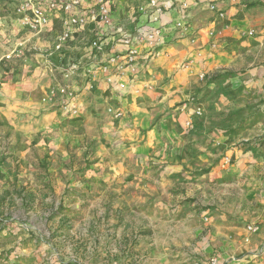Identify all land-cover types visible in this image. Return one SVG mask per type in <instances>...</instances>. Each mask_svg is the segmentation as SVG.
<instances>
[{
  "label": "crops",
  "instance_id": "0c3cea01",
  "mask_svg": "<svg viewBox=\"0 0 264 264\" xmlns=\"http://www.w3.org/2000/svg\"><path fill=\"white\" fill-rule=\"evenodd\" d=\"M18 1L0 0V126L15 133L17 124L12 122L17 120L18 112L34 111L38 107L48 110L45 114L48 129L42 139L36 135H21L19 138L17 135L13 140L28 144L34 141L35 146H44L45 150L40 149L43 155L69 161L73 151L65 149L69 147L65 144L73 146L76 143L79 161L81 157L85 162L90 158L96 161L94 167L97 171L94 173L100 178L95 182L82 178L70 181L79 167L60 164L48 169L56 176L57 183L27 182L21 185L16 181L19 169L0 165V224L9 229L0 232V242L11 233L16 235L12 250L8 249L9 245L0 243V257L9 256L8 260L3 258V264H70L57 252L60 247L48 241L41 245L35 240L28 245L22 241L30 233L23 234L17 228L25 217L16 214L12 205L19 202L23 206L33 204L32 195L26 191L34 190L38 185L43 194L36 200L41 204L43 201L48 205L62 202L70 206L67 202L76 197L75 207L65 214L67 219L74 216L76 224H84L89 217L85 209L89 207L92 254L100 251L114 256L119 253L116 249L110 250V239L133 236L137 227L152 218L148 206L159 207L163 213L171 211L170 207L175 205L178 212L182 211L187 202L180 201L189 200L191 187L186 185L188 191L177 195L174 203L165 200L163 194L168 195L171 188L183 189L184 181L192 184L190 179L196 176L207 177L202 184L203 196L208 199L207 205H214L215 201L206 196L211 190L208 185L212 182V174L223 173L217 161L227 148L234 146L235 143L227 144L228 134L235 133L237 126V123L223 124L224 118L219 120L215 115L218 110H234L235 99L228 98L234 87L228 84L224 95L219 96L216 84H208L199 77L202 74L218 75L217 71L236 73L237 69L243 68L239 72L242 73L239 78L242 95H247L248 87L252 88V93L260 95L259 84L264 82V59H261L264 57V0H217L218 6L226 12L225 18L216 17L203 4L182 9L179 0H173L175 7L167 9L157 20L148 0H109L111 26L90 24L76 31L64 55L53 52V38L61 30V20L53 17L45 31L33 33L21 24L14 12L10 13ZM141 5L145 6V11L139 10ZM179 21L185 22L184 28L177 26ZM119 25H123L128 34L138 30L150 31L154 27H161L163 31V37L157 42L159 55L152 56L155 50L146 42L137 47L139 82L136 86L139 92L135 93L131 87L120 89L114 76L116 66H112L109 73H103L97 67L96 76L92 78L93 88L83 79L78 82L79 116H70L52 103L44 102L57 74L51 70L53 64H61L68 58L91 61L94 52L90 42L99 36L109 41L110 52L125 49L119 38L113 35ZM249 31L256 32L255 41L242 39V35ZM15 49L22 52L18 60L23 63L8 68L4 57ZM27 51L36 62L27 57ZM257 61L260 63L255 66ZM225 77L219 76L220 82ZM230 80L234 81V78ZM215 95L219 96L218 102L213 100ZM246 102L239 107L245 106ZM110 106L122 109L123 116L117 118L109 113ZM198 107L204 110L202 116L195 113ZM189 119L192 124L187 126ZM52 120H56L55 123ZM57 122L68 128L75 127V133H52L58 127ZM231 151L237 154L239 162L247 155L242 149L232 148ZM254 164L239 166V210H232V216L225 214L221 211L222 199L217 204L219 210L217 206L203 210L204 229H198V234L204 231V239H208L204 242V253L217 254L222 264H264V166ZM244 173H262L263 176L255 175L245 183L248 178H244ZM3 174H6L4 178ZM116 193H119L118 198ZM89 194L91 197L84 198ZM34 198L33 195L32 200ZM191 204L194 206L195 202ZM135 207L139 210L134 211ZM182 217H175V220L190 223L194 215L188 211ZM248 224H258L259 232L249 233ZM33 226H25V230H33ZM58 227H63L60 239H67V232L72 231L68 230L67 223ZM188 231L196 236L195 229L188 228ZM81 232L83 229L75 226L77 238H84ZM79 246L77 244L76 248ZM14 251L20 254L15 261L12 258ZM78 259L76 264H82L81 258Z\"/></svg>",
  "mask_w": 264,
  "mask_h": 264
},
{
  "label": "rangeland",
  "instance_id": "374dc122",
  "mask_svg": "<svg viewBox=\"0 0 264 264\" xmlns=\"http://www.w3.org/2000/svg\"><path fill=\"white\" fill-rule=\"evenodd\" d=\"M13 12L14 8L10 11V13L13 14ZM257 37L258 36L255 31L252 36H249L247 32L242 35V39H250L251 41H255L254 39ZM253 43L254 42H249V44ZM26 55L30 60L33 59V61L36 62V58L31 57L30 52L27 51ZM18 57L19 56H12L10 59H6L7 67L16 68L19 64H22L23 62L18 60ZM261 59H264V57H261ZM258 63L260 62L257 61L255 66ZM242 70L243 68H240L237 69L236 73L234 72L226 74L219 73L217 71L215 73H218V75L212 74L208 76L207 74H204L203 77H199L208 84H216V91L219 96L224 95L226 89L225 87L228 84L234 87L233 94L228 96V98L235 99L233 100L234 105H236L234 110H229L227 112L224 111V109L218 110L215 115L219 120L224 118L223 124L231 125L237 123V126L235 133L232 132L228 134L229 139L227 144L230 145L231 143H235L234 146L227 148L220 160L217 161V166L221 171H223V173L212 174V182L210 185H208V187H211V190L206 194V196L212 199V202L215 201L214 205H207L206 203L208 199L203 196L204 192L202 184L207 177L199 178L196 176L193 179H190V182H193L192 184H187L186 181H184L185 185H183V189L171 188L168 190V195L165 193L163 194L165 200H172V203H174L177 195L181 196L182 192L186 193V191H188L186 185L191 187L192 190H190L191 194H189V200L183 199L180 201L187 202V205L183 207L182 211L178 212L177 210H179V208L177 209V206L175 207V205L170 207L171 211L163 213L162 209L159 207L154 205L148 206L149 209L147 211L149 215L152 214V218H149V220L147 219L141 224H145V226L140 225L141 228L137 227V232H134V235L136 236L133 235L130 238L127 237L125 239L122 237L118 239L116 237L110 239V250L111 248L116 249L119 251V253H115L114 256H111L110 254H103L100 251L92 254L90 248L91 237L89 236L88 231V226L90 223L88 220H91L90 216L92 214L87 209L89 207H86L85 209V214L89 215V217L85 220V222H83L84 224H82V222H78V224H76V218L74 216H70L71 218L69 217L68 219L65 216L66 213L71 211V208L75 207L74 203L76 202V197H71L67 202L68 205L71 204L70 206H65L62 202L48 205L45 204V201H43L41 204V201L38 202L36 200L37 198L40 199L43 194V191L38 190L40 189L38 185L36 186V189H30L26 191L27 194L30 193V196L32 195L30 199L31 201H34L33 204H26L23 206L19 202V204L14 203V205H12L13 211L16 214L21 217H25L24 221H19L17 228L20 229L23 234L29 235L30 233L28 237H23L22 241L24 243L26 242L27 245L30 242H34V240L38 245H41L42 243L45 244L48 241L47 243H51L58 248L60 247L59 251L57 250V252L62 254L65 262L68 261L70 264H76L78 257L79 259L81 258L82 264H93V259L95 264H207L208 259L211 256L217 254L211 255L206 252L204 253V242L208 239H204V231L198 234V229H204L203 210L208 209L209 207L214 208L222 199L223 204L221 211L229 216H232V210H239V166L242 165L247 167L253 165L254 163H260L258 164L259 167L264 166V82L259 84V87L261 88L260 95L252 93L251 87L246 88L248 91L247 95H242L243 87L239 85V78L242 74L239 72ZM221 75H225L226 77L220 82L219 76ZM230 78H234V81L230 80ZM219 96H213V100L218 102ZM245 102V106L239 107V104ZM47 112L48 110H44L40 107L34 111L25 109L18 112V115L16 114L17 120L12 122L17 124V131L15 130L16 134L13 132L9 133L5 130V128L0 126V135L2 136L0 139V165L4 166L5 168H13L16 170L19 169L20 173H17V176L18 174L19 176L16 178V181H19L21 185H24L27 182H33L34 184L36 182H40L41 185H43L42 183H46V185L47 183H57L56 176L54 174L51 175L52 172H49L48 169H51L54 166H59L60 164L65 166L79 167L77 172L75 171V173L72 175V179L70 178V181H80L81 178L87 182L97 181L100 176L95 175L94 173L97 171L94 167L96 161H93L90 158V160H86L85 162L83 157H81L82 159L79 161V156H77L75 151L76 143H73V146H71L69 143L65 144L69 145L67 148L65 145H62V147H65V149H71L73 151V154H71V161H69V159L65 160L52 155H43L40 149L45 150L43 148L44 146L41 145V147H37L35 146L34 141H31V143L28 144L27 142H22L21 140H13V136L15 138L17 135L18 138L21 137V135H31L33 137L36 135L38 138L42 139L48 129L46 127L48 124L46 122L47 119L45 118V114ZM202 112L204 114L203 109ZM55 121L56 120H52V123H55ZM57 123L58 127L55 128L52 133H75V127L74 130L73 128H68L66 124L62 122ZM56 125L57 124H55V127ZM232 148H238L239 150L242 149V151L245 153L247 152V155H244L242 160L239 162V157L237 158L235 156L237 154L231 151ZM54 149L57 150L58 148L55 147ZM59 153L62 152L59 150ZM33 169L35 171L37 170V172L32 171ZM24 170L28 171L25 172ZM255 175L263 176L262 173H244V178H248L245 183L250 182L251 178ZM5 176L6 174H3L2 178ZM262 181H264V177ZM29 183L25 186H29ZM207 183L208 182H206V184ZM210 193L211 196L209 195ZM33 195L35 196L34 200H32ZM118 195L119 193H116V198H118ZM167 196H169V198ZM89 197H91V194L87 196L85 195L84 198L88 199ZM193 202H195L194 206L191 204ZM86 203L85 205H89ZM23 208L25 211H22ZM155 209L158 211V214H156L157 211H155ZM217 209L219 210V207ZM135 210H139V207H135L134 211ZM194 210H196L197 214ZM188 211L190 214L194 215V217L189 221L190 223L183 222V219L180 222L175 220V217L181 218L183 214L187 215ZM227 218L229 219V217ZM64 219H67V221H64ZM237 220H239V218H237L236 221ZM66 223L68 230L70 229L72 231L67 232L69 233L67 235V239L62 238L61 240L60 231L63 229V227L59 228L58 225L64 226ZM32 225H34L33 230H25L27 229L25 226H29L31 228ZM75 226H77L78 229H83L84 232H81V237L84 238L76 237V234L74 233ZM86 228L87 230H84ZM188 228L195 229L196 236L193 234V232H189L190 230L188 231ZM7 229V226H1L0 224V232ZM15 239L16 235L11 233L10 236L2 239L3 242L0 243L9 245L10 248L8 249L12 250L13 248L11 245H13L12 243L15 242ZM63 240L65 241L63 242ZM77 244H80V246L76 248ZM7 257L9 258V256H5L3 258L8 260ZM79 259L78 261H80ZM108 260L109 263H107Z\"/></svg>",
  "mask_w": 264,
  "mask_h": 264
},
{
  "label": "built area",
  "instance_id": "2783aa9c",
  "mask_svg": "<svg viewBox=\"0 0 264 264\" xmlns=\"http://www.w3.org/2000/svg\"><path fill=\"white\" fill-rule=\"evenodd\" d=\"M179 2L182 9L203 4L216 17H226L225 10L218 6L217 0H179ZM148 6L152 9L155 20H157L167 9L174 8L175 2L173 0H148ZM139 10L145 11V6L141 5ZM14 14L18 16L26 29L37 34L42 33L50 26L53 17L59 18L62 23L61 30L53 40V52L59 55H64V50L68 47V43L76 31L90 24H102L110 27L112 23L109 0H19L14 6ZM184 23V21H179L177 26L184 28ZM211 34L213 35V32ZM253 34L254 31L248 33L249 36ZM113 35L119 38L125 49L110 52L109 41L99 36L90 42V48L94 52L91 61L68 58L61 64H53L51 70L57 74L43 101L52 103L70 116H79L78 82L83 79L93 88L92 78L96 76L97 67L101 72L109 73L110 68L116 66L114 76L117 78L120 89L125 90L131 87L135 93H138L139 89L136 85L139 82V53L137 47L146 42L155 50L152 52V56L159 55L156 49L157 42L163 37L162 28L154 27L150 31L138 30L133 34H128L125 27L119 25ZM21 53L20 50L15 49L4 58L10 59L13 54L19 56ZM203 76L204 74L201 75V77ZM108 81H111L110 78ZM108 112L117 118L124 114L122 109L112 106L108 108ZM195 113L201 116L202 108L198 107ZM191 124L192 119H189L187 125ZM246 228L251 234L258 233L260 230L258 224H248ZM19 257L20 254L17 251L12 253L14 261ZM207 264H222V262L217 255H214L208 259Z\"/></svg>",
  "mask_w": 264,
  "mask_h": 264
}]
</instances>
